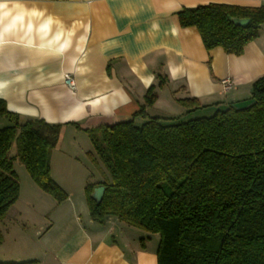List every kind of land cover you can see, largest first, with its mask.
I'll list each match as a JSON object with an SVG mask.
<instances>
[{"label":"crops","instance_id":"obj_1","mask_svg":"<svg viewBox=\"0 0 264 264\" xmlns=\"http://www.w3.org/2000/svg\"><path fill=\"white\" fill-rule=\"evenodd\" d=\"M0 2L11 11L8 20L0 19V99L22 119L62 125L58 145L50 152V174L67 196L56 203L29 181V193L40 198L35 202L51 206L38 215L42 221L31 231H11L14 219L22 218L16 205L22 201L20 186L17 202L0 222V249L5 250L0 263L157 264L151 235L114 218L92 221L84 191L89 179L76 186L83 193L76 199L78 192L67 190L54 175L65 172L57 166L58 153L67 139L88 138L86 130L132 118L150 87L157 98L146 109L148 117L185 119L243 106L252 83L264 75V24L258 38L235 56L221 48L206 51L195 28L180 27L177 12L210 3L260 7L264 0ZM20 14L22 22L5 31ZM48 21L45 34L40 29ZM65 75L72 78L73 90L64 84ZM161 78L166 84L158 88ZM225 81L231 83L228 88ZM181 99L196 104L184 107ZM146 118L138 116L135 123ZM6 125L0 117V128Z\"/></svg>","mask_w":264,"mask_h":264},{"label":"trees","instance_id":"obj_2","mask_svg":"<svg viewBox=\"0 0 264 264\" xmlns=\"http://www.w3.org/2000/svg\"><path fill=\"white\" fill-rule=\"evenodd\" d=\"M177 18L181 28L198 31L206 51L221 48L240 56L259 36L264 6L210 3L183 8ZM232 19L249 23L241 27ZM165 84L161 78L157 87ZM156 98L150 87L132 118L85 131L93 160L103 169L99 182L85 186L90 218L100 224L114 218L157 235V264H264V75L252 83L243 106L229 105L208 117H148ZM138 116L147 118L138 125ZM0 117L7 121L0 128V222L19 197L16 158L45 194L56 203L66 200L50 174V152L62 125L22 119L2 99ZM100 186L104 194L96 203L90 196Z\"/></svg>","mask_w":264,"mask_h":264},{"label":"rangeland","instance_id":"obj_3","mask_svg":"<svg viewBox=\"0 0 264 264\" xmlns=\"http://www.w3.org/2000/svg\"><path fill=\"white\" fill-rule=\"evenodd\" d=\"M211 114L204 113L203 115H199V116L208 117ZM196 117L198 116L188 117V118L180 119V120L186 121L188 119H192ZM62 152H63L62 154L57 152L59 155L57 154L58 160L56 163H57V166L64 167L65 172H60V173L55 172L54 175L56 178L58 176V178L62 180V183L67 186L66 187L68 188L67 190L71 192L75 190V192H78V194L74 195V197L77 199L79 198V196H82L81 195L82 190L80 186L79 188H76V186L82 181H87L88 179H89V182L95 181L98 179L101 180L103 178V173H102L103 169L101 170V167H99L100 165H97L94 162L93 149L87 137L84 138L83 140L82 139L80 140L67 139V141H65V143L62 146ZM15 154H16V145L14 143L12 145L10 155L13 156ZM13 168H14L15 173L18 176L19 185L21 186L22 201L19 200L20 201L18 202L19 204H16V205H18L17 208H20L22 210V218L14 219L13 223L10 225L12 226L11 231L15 229H22V228H26L28 229V231H31L33 228L37 226L38 222L42 221L38 217V215H40V213H43L44 211L48 212L49 210L48 207H50L51 205L48 202L41 203V205L35 202L37 201V199L40 200V198L38 197V194H34L35 195L34 196L32 195V193H29L28 182L30 181L29 183H31V179L25 167L23 166L21 162H19L17 158L13 162ZM26 181H27V184H26ZM68 181H70L71 184L68 183ZM27 202H29V206H26ZM31 206L34 208H30ZM2 230H4V228ZM1 235L3 238L4 231H1ZM151 238L153 239V242L156 241V245H157L158 236L151 235ZM4 254H5L4 248L0 249V256Z\"/></svg>","mask_w":264,"mask_h":264},{"label":"clouds","instance_id":"obj_4","mask_svg":"<svg viewBox=\"0 0 264 264\" xmlns=\"http://www.w3.org/2000/svg\"><path fill=\"white\" fill-rule=\"evenodd\" d=\"M8 9V5L6 3L0 2V19L2 20H8L9 16H11V11L7 10ZM23 20V15H16L15 17L12 18V20L10 21V23L7 25V27L5 28V31H7L9 28H13L16 26V24L21 23ZM51 21H48L47 23H45L42 27H41V31L44 32L46 34L47 32V28H48V24H50ZM29 29H31V24H29ZM55 39H59V36H57Z\"/></svg>","mask_w":264,"mask_h":264},{"label":"water","instance_id":"obj_5","mask_svg":"<svg viewBox=\"0 0 264 264\" xmlns=\"http://www.w3.org/2000/svg\"><path fill=\"white\" fill-rule=\"evenodd\" d=\"M232 22L235 25L245 27L249 23V20L248 19H240V20L232 19ZM103 194H104V187L100 186V187H96L93 189V192L90 197L96 203H99L103 197Z\"/></svg>","mask_w":264,"mask_h":264},{"label":"built area","instance_id":"obj_6","mask_svg":"<svg viewBox=\"0 0 264 264\" xmlns=\"http://www.w3.org/2000/svg\"><path fill=\"white\" fill-rule=\"evenodd\" d=\"M64 84L71 90L74 89V83L73 80L70 76L65 75L64 76ZM224 84L226 85V88H228L230 86V81H225Z\"/></svg>","mask_w":264,"mask_h":264}]
</instances>
